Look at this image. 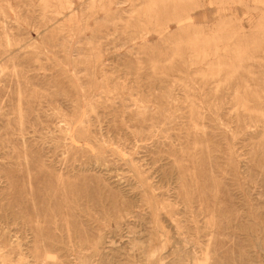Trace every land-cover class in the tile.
<instances>
[{"label":"rangeland","instance_id":"1","mask_svg":"<svg viewBox=\"0 0 264 264\" xmlns=\"http://www.w3.org/2000/svg\"><path fill=\"white\" fill-rule=\"evenodd\" d=\"M42 262L264 264V0H0V264Z\"/></svg>","mask_w":264,"mask_h":264},{"label":"bare ground","instance_id":"2","mask_svg":"<svg viewBox=\"0 0 264 264\" xmlns=\"http://www.w3.org/2000/svg\"><path fill=\"white\" fill-rule=\"evenodd\" d=\"M66 2H67V0H66ZM60 3V2H59ZM72 3V2H71ZM68 4V3H67ZM63 5V4H62ZM67 9V8H66ZM68 9H69V7H68ZM56 12V11H55ZM59 13V12H58ZM70 13V12H69ZM183 18H180V19H178V21L180 20H182ZM190 20V19H189ZM182 23H183V20H182ZM181 24V23H180ZM187 28V27H186ZM213 35V34H212ZM213 37V36H212ZM213 40V39H212ZM215 43V42H214ZM218 48V47H217ZM217 54V53H216ZM218 67V66H217ZM103 71V70H102ZM92 72V71H91ZM105 73V72H104ZM103 73V74H104ZM232 73V72H231ZM98 75V74H97ZM109 77V76H108ZM107 77V78H108ZM105 80V79H104ZM108 86V85H107ZM109 87H110V85H109ZM113 90V89H112ZM78 115V114H77ZM74 119V118H73ZM78 122V121H77ZM67 124V123H66ZM72 125V124H71ZM66 127V126H65ZM70 131V130H69ZM7 238V237H6ZM97 250V249H96ZM81 251V250H80ZM93 251H95V250H93ZM96 252V251H95ZM36 255V254H35ZM33 256H34V253H33ZM37 257V259H38V256H36ZM40 257V256H39ZM42 257V256H41ZM45 257V256H44ZM89 257V256H88ZM188 257V256H187ZM1 258H3V257H1ZM34 259H35V257H34ZM42 259V258H41ZM5 260V259H4ZM43 260V259H42ZM192 261V260H191ZM40 264V263H39ZM41 264H46L45 262H42ZM52 264H54V263H52ZM77 264V263H76ZM190 264V263H189ZM198 264V263H197ZM203 264V263H202Z\"/></svg>","mask_w":264,"mask_h":264}]
</instances>
